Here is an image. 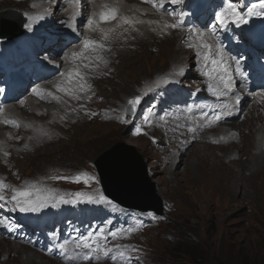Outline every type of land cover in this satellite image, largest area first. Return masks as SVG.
<instances>
[{
	"label": "bare ground",
	"instance_id": "6f19581e",
	"mask_svg": "<svg viewBox=\"0 0 264 264\" xmlns=\"http://www.w3.org/2000/svg\"><path fill=\"white\" fill-rule=\"evenodd\" d=\"M63 4L66 8L65 10L60 7ZM69 4V0H19L18 2V5L29 14L32 20L31 23L27 21L25 32L18 41H23L25 45L33 49L36 48V43H40V49L43 50L55 45L52 51L55 50L56 53L50 51L46 53V58L55 60L56 64L52 67L44 65L40 72L36 70L40 76L47 79V83L42 88L43 92L39 96V103L35 104L33 96H31V99L26 102V109H22L21 113H17L13 117L19 126L15 125L13 133L7 135L6 150L0 149V181L10 186L5 189L10 197L12 188L37 185L43 189L54 190L55 194L63 195L66 198L67 194L63 191L49 188L46 182L52 180L51 177L77 176L83 173L81 169L85 166L62 168L50 165V168L46 171L39 169L31 174H22L19 171L18 159H27L31 155L37 157L36 154L43 147L46 146L43 149L45 150L50 146H56L57 144L59 146V143H65L73 139L78 130L92 124L88 118V106L91 110L90 117H95L102 124H117L122 127L121 131L124 133L129 128L134 127L132 129L135 133L128 132L129 135H127L131 141L143 140V135H154L157 143L152 142L154 155L147 153L150 159L152 157L155 158V161L150 160L153 162V166L150 167L153 172L161 171L167 179L178 180L179 168H184L185 174L192 173L197 169L202 174L208 173L212 175L210 179L212 183H208L209 186L213 184L216 191L222 190L215 186L220 183L234 194H241L240 199L243 201L245 190L243 186L248 182V179L264 175V102L258 105L250 104V98L246 96L240 104L226 106V103L231 100V95L226 91L219 78L220 69L212 65L213 68L208 62L202 65L197 53L179 47L177 49L181 53L186 54L187 59L181 58L180 61L175 59L171 48H167L171 39L170 36L155 30L149 20L147 22L144 20V23L139 26L140 23L138 22L132 24L124 23L123 18H121L110 27L99 26V28L113 29L108 34V39L105 40L104 33L100 32L99 29L94 32L88 27L87 12H84L75 21L72 12L68 10ZM51 7L54 15H58L57 11L60 12L54 24L51 25L52 28L49 29L56 37L51 38L43 34L37 36L40 27L36 26V22L33 19L45 16L46 10L49 11ZM127 9L131 11V7H127ZM146 13L147 8L143 7L135 21H142ZM211 13H213V10H211ZM239 34L245 35L246 33L242 32ZM84 39L95 40L98 43H102L104 47L97 48L96 51L91 49L85 51L84 57L88 59L82 57L74 60L71 54L83 50ZM69 41H75V46L69 55L63 56L62 51L66 49ZM161 43L165 44L163 59L165 63L167 62L161 68H154L148 73L141 74L140 78L136 79L139 81L133 80L129 76H127L129 79H126L123 76L124 72L123 75H119L117 66L121 61L130 65L131 63L129 62L132 61V58L137 57L139 54L140 56L153 54L154 50L160 54L162 52ZM19 53L22 54L21 58L29 57L26 52ZM227 53V50H223L222 55L226 61L225 66L228 67L230 65V68H234V62L228 60ZM97 56H100L101 59L97 60ZM16 59H18L17 56ZM104 61H107V63L105 64ZM84 64H89L90 66L85 68ZM32 67L37 68L38 65L33 62ZM77 67L84 75L87 84L90 85V88L86 87L83 92L78 90L75 92V95H78L80 99H76L56 87L57 84L65 87L67 84L65 86L63 84L68 81V72ZM62 73L64 74L63 76L61 75ZM127 73L133 74L134 72ZM164 74L171 75L173 78L177 75L192 76L196 74L198 76L197 85L187 87L188 92L181 95L178 94L177 89L185 84L174 78L178 82L176 81L173 84L172 80L170 81L174 88V95H171L172 98H169L168 95L158 97L157 94L167 82L148 91L153 87V81L150 80V77L160 75L155 80L166 79ZM229 79L230 75L227 72L224 75V80L228 81ZM78 80L79 78L74 76L71 82L72 86H67L75 88ZM194 87H201L203 93L191 95ZM122 88L123 90L121 91ZM210 89L219 90L220 93L218 95L209 93ZM239 90L241 91L242 89L239 88ZM38 92L39 90L36 91V93ZM49 93L52 95H49ZM137 95L143 96V100L136 112L132 115L124 114L123 110L127 107L126 105L130 98ZM53 96H59L61 99L56 100ZM185 99L186 101H183ZM90 100L92 103H90ZM36 106H39L40 112L36 110ZM224 111H229L230 113L225 115ZM134 115L139 117V124H135L132 119ZM146 115L149 116L148 121L144 119ZM217 115L220 116L219 120L215 119ZM241 117L249 118L245 122L247 123L245 127L239 123H232V120ZM59 120H61L60 123ZM127 120L132 122L129 126L118 123ZM240 127L244 129L241 131L240 136L236 138V131H240ZM138 128L141 130L139 133L136 131ZM111 133L114 134L113 129L104 131L105 138H108ZM7 150L8 152H6ZM9 154H12V157H9ZM192 159L195 160L191 161ZM157 168L161 170H157ZM97 173L101 181V174L100 172ZM162 178L165 181L164 183L169 181L164 177ZM203 178H207V176ZM219 178L220 180H218ZM241 178L245 179V182ZM159 186L161 191L169 190L164 185L160 184ZM165 198L170 204L171 212L174 213L176 202L172 198ZM81 203H65L63 207L68 210L70 215L76 214V211L86 212V215H88L90 210L98 215L97 218L103 219L102 216H105L104 220L110 213L116 215L125 214V211L120 207L112 209L107 204L85 202V205H81ZM145 223L142 221V224L139 225L146 226ZM41 224L39 222L38 225ZM129 229H131L130 232ZM115 232H117L116 238L109 235L107 240L101 243H106L109 248L114 245L123 246L120 251L125 253L124 257H121L119 252H113L111 255L115 256V259L106 258L102 254L97 258L94 252L78 249L76 244L79 239L68 234L60 240L58 248L52 252H43L39 248L31 250L25 245L14 243L13 245L10 239L4 236L0 237V245H2L0 248V264H121L122 261L134 260L132 252L131 255L127 254V250L131 249L133 251L137 247L132 240L133 238L131 239L130 237L132 234H138L139 236L142 231L131 227ZM6 248L8 257L4 253ZM21 252L24 253L23 255L26 254V257L30 255L33 258L28 259L27 257L25 261L22 256L21 259L23 261L21 262L14 259L20 257L19 253ZM85 252L91 259H84ZM125 257L130 259H125ZM37 258L41 260L38 261L36 260Z\"/></svg>",
	"mask_w": 264,
	"mask_h": 264
},
{
	"label": "rangeland",
	"instance_id": "374dc122",
	"mask_svg": "<svg viewBox=\"0 0 264 264\" xmlns=\"http://www.w3.org/2000/svg\"><path fill=\"white\" fill-rule=\"evenodd\" d=\"M18 2L19 0H0V12L20 11L26 15L27 18L29 17L28 22L31 23L32 20L29 14L18 5ZM60 7L64 10L66 9L64 4ZM51 10L52 7L49 11L46 10L47 13L45 16L41 18L35 17L33 19L37 27L43 24L42 27L44 28H52L51 25L54 24L60 12L57 11L58 15H54ZM40 31L45 32L44 29H40ZM39 35L40 33L38 31L37 36ZM36 40L38 41V39ZM169 41L167 48H171L174 58L179 59V61L181 58L187 59V55L181 53L177 49L178 38H171ZM14 42L15 43L10 39H5L3 44L0 43V65L5 64V60L10 66L15 65L16 63L12 61L14 52L16 50L26 49L23 44L24 42L21 43L22 41L18 40ZM5 44L6 47L3 46ZM54 46L55 45H51L45 49L46 53L52 51ZM160 47H162V52L160 54L155 52V50L153 54H147L145 56H140L139 54L137 57L132 58V61L129 62L131 63L130 65L127 63L124 64L121 61L117 66L119 75H123L124 72L123 76L126 79L131 77L133 80H136L140 78L141 74L148 73L151 69L161 68L167 62L165 63L163 59L165 44L161 43ZM18 51L15 52V56L18 57L17 60L19 61L24 58H21L22 54ZM52 52L56 53L55 50ZM1 70L3 69L1 68ZM127 72L134 73L128 74ZM168 74H164L166 79L155 80L159 78L160 75L150 77V80L153 81V87L151 89L153 90L171 80L172 83L175 84L177 81L176 79L180 80L183 84L190 83L193 86L197 85V80L193 81L191 75H177L174 77L176 79H174ZM157 81H160V83L157 84ZM65 84L71 86L72 83L66 82ZM67 85L65 87H67ZM169 87L168 85L165 86L158 96L169 93ZM122 90L123 88L121 91ZM183 92H186V89ZM134 97L135 96L130 99ZM90 103H92L91 100ZM230 104L231 102L228 103V105ZM96 105L98 106L97 102ZM87 110L89 112L88 118L91 120L92 124L78 130L73 139L68 142H61L59 146L58 144L56 146H50L45 150L43 149L46 146L43 147V149H41L42 151L40 150L37 154L35 153L37 157L31 155L27 159H18L20 166L19 171L22 174H31L39 169L46 171L50 168V165L62 168H79L85 166L81 170L89 176H94V181H88L86 178H82L79 183H76L72 179H56L55 181L52 179L46 183L49 188L63 191L67 194L65 199L73 198L72 194L75 192L98 195L103 193V191L99 181V174L95 166L96 161L105 151L113 148L119 143H124L129 148L126 149L125 156L138 158V154H140L147 164L148 178L155 185L157 196L162 200V203H165V215L159 216L152 211L139 212L130 210L112 200V208L116 206L121 207L126 213L123 215L110 213L105 220L107 221L112 218L114 222L112 220L106 222L103 220L105 216H102L103 219H99L97 218L98 215L90 210L88 211L89 214L86 215L88 219L84 218L86 212H83V214L77 211L76 214L70 215L73 219L70 218V216L66 218L65 210L62 209L65 203H59L58 200H50L48 206L43 208V211L41 210L35 213L12 211L11 209L13 206L7 203L0 210V220H4V224L0 225V237L7 236L12 244L25 245L31 250L39 248L43 252H52L58 248L60 240L67 234L80 240L89 232L99 229H104L105 235L109 236V233L113 231L135 227L142 231L139 236L138 234H132L130 237L131 239L133 238L132 240L137 246L135 249L138 255L133 254L134 260L122 261L121 264H264V175L248 179V182L243 186V189L246 190H244L243 201L240 199L241 194H234L220 183L215 186L222 190L216 191L214 185L211 184L209 186L208 183H212L210 180L212 175L208 173L202 174L201 171L197 169L192 173L185 174L184 168H179V179L169 180L161 171H157L161 169L157 168V172H153L150 168L153 166L152 161H155V158H149V154L154 155L152 142L157 144L153 134L143 135V140L131 141L127 135H129V133H135L132 129L134 127L131 129L129 128L128 131L124 133L121 131L122 127L117 124H102V122L98 121L95 117H90L91 110L88 106ZM123 113H126V107ZM132 119L135 124H139V117L134 115ZM248 119L249 118L241 117L232 120V123H239L245 127L247 125L245 122ZM60 122L61 120H59V123ZM118 123L120 125L129 126L132 122L127 120ZM12 125L13 124H8L7 127H12ZM109 129H113L114 134L111 133L108 138H105L104 131H108ZM243 129L244 128L240 127V131H236V138L240 136ZM9 157H12V154H9ZM193 160L195 159L191 161ZM204 176H207V178H203ZM162 177L169 181L164 183L165 181ZM218 180H220V178ZM243 181L245 182V179ZM160 184L164 185L169 190L161 191ZM175 190L177 191L175 192ZM4 195L6 199H8V196L10 198L7 192H5ZM165 197L172 198L176 202V210L174 213L171 212L169 207L170 204ZM85 204V202L81 203V205ZM51 214L52 217H49ZM163 216L164 218L160 220ZM74 219H79V221ZM39 220L48 221L51 225L49 228L40 231L44 225L43 223L38 225ZM142 221H144V223L147 222L145 223L146 226L139 225L142 224ZM112 222L113 224L111 225ZM61 232V237L59 239L57 238L55 241L57 245L52 243ZM93 238V240H95L96 236H93ZM1 247L2 245H0V248ZM7 248L4 250V253H6L8 257V252H6ZM131 252V249L127 250L128 255H131ZM19 254L20 257L14 259L20 262L24 259L26 261L27 257L28 259L33 258L30 255L26 257V254L23 255L24 253L22 252ZM192 254H195L194 257H192V260L195 258V263L190 260V255ZM22 256L24 257L23 260L21 259ZM36 260L39 261L41 259L37 258Z\"/></svg>",
	"mask_w": 264,
	"mask_h": 264
},
{
	"label": "snow or ice",
	"instance_id": "6c2138e0",
	"mask_svg": "<svg viewBox=\"0 0 264 264\" xmlns=\"http://www.w3.org/2000/svg\"><path fill=\"white\" fill-rule=\"evenodd\" d=\"M146 2L152 3L153 7L158 8L159 10L166 11L165 5L167 3L172 4H182L183 0H146ZM260 7L262 9L261 15H264V0H259ZM107 7V6H105ZM255 8V5L248 8V11L245 13L239 6H238V0H224V6L221 8V10L216 14V20L218 21V24L220 26L225 25L226 20H230L232 23L236 24H246L248 23L247 17L252 15L253 10ZM118 9L117 8H110L107 11H101L99 13V20L95 19H89L87 21L88 27L92 31H97L99 29L100 32L104 33V39H108V34L113 31V29H104L99 28V23L104 21H110L117 18ZM96 14L94 13L93 16ZM170 15L175 16L176 13L173 11L170 13ZM189 15L187 12H181L180 13V19L179 24H166L165 27H171L176 28L178 26L183 25L184 19ZM124 23L132 24L134 21L130 20L127 17L123 18ZM138 23H144V21H135ZM149 23H152L149 21ZM215 25L213 26V30H215ZM127 31V29H125ZM191 31V29H190ZM197 35H203V33H197ZM192 45H190L191 47ZM104 45L102 43H98L95 40L90 39H84L83 40V50L80 52H73L72 58L75 59H88L87 57H84V52L91 49L92 51H96L97 48H103ZM213 46L209 45L207 43L203 44V48L206 50H210ZM212 57L210 60V65L216 66L220 69L219 78L221 82L223 83L225 88L230 87V81L224 80V75L227 74L228 67L225 66L226 61L223 58L222 55V49L217 47L216 52L212 53L210 51H206L204 58L206 60L209 59V57ZM220 56V59L217 60L215 57ZM97 60H100L101 57L97 56ZM106 64L107 61H104ZM89 64H84V67H89ZM230 66V65H229ZM98 67V65H97ZM237 70H239V62L237 61ZM64 75L63 73L61 74ZM68 76V83L72 82L73 77H78L79 80L75 84V88L72 87H63L61 84H57L56 87L63 92H66L67 94L73 96L76 99H80L78 95H75V92L78 90L80 92L85 91L86 87L90 88V85L87 84L84 75L79 71V68H73L70 70L67 74ZM160 81H157V84H159ZM152 89H149L148 91H151ZM37 95H40L38 92ZM49 95H52L49 93ZM147 95V93H145ZM54 99L60 100L61 98L59 96H53ZM239 97L236 98V102L239 103ZM143 100V96L137 95L134 98L130 99L128 101V105L130 106V110H135L141 101ZM75 110V109H73ZM191 110V109H189ZM94 114V113H93ZM145 121H148L149 116L144 117ZM216 120L220 119V116L217 115L215 117ZM5 123L13 124L16 126L18 125V122L15 120H7ZM137 133H139L141 130L138 128ZM194 131V129H193ZM7 155V153H5ZM52 179H72L74 182L79 183L82 178H86L88 181H94V176H89L87 173H80L76 177H51ZM10 186L4 184L2 181H0V207H4L7 203H12L14 206L11 209L12 211H19L22 213H35L41 211L44 207L48 206V201L51 200H58L59 203H69V204H78L81 202H87V203H99V204H107L112 205L113 201L109 199L107 196L103 195V193H100L98 195H90L85 192H75L72 194L71 199H65L63 195H57L54 193V190L49 189H43L38 187L37 185H32L29 187L24 188H12L11 192L12 195L10 199H6L4 195L5 189L9 188ZM4 224V220H0V225ZM6 226V225H5ZM131 229H129V232ZM113 238L117 237V232L113 231L109 233ZM93 236H96V239L93 240ZM107 236L104 234V229H99L97 231L89 232L87 235L83 236L79 242L76 244V247L78 249L87 250L90 252H94L96 257L99 258V256L102 254L106 258H112L115 259V256H112L111 254L113 252H119L121 257L125 256V253L123 251H120L121 245H114L112 248L107 247L106 243H101L102 241H106ZM63 247V245H61ZM136 251V249H133ZM84 259H91V257L87 254V252L84 253ZM125 259H130L129 257H125Z\"/></svg>",
	"mask_w": 264,
	"mask_h": 264
},
{
	"label": "water",
	"instance_id": "95a60500",
	"mask_svg": "<svg viewBox=\"0 0 264 264\" xmlns=\"http://www.w3.org/2000/svg\"><path fill=\"white\" fill-rule=\"evenodd\" d=\"M26 18L21 14L0 13V37L15 38L23 34ZM126 144L119 143L105 151L96 161L106 194L128 209L154 210L162 213V201L149 180L143 157L125 156Z\"/></svg>",
	"mask_w": 264,
	"mask_h": 264
},
{
	"label": "trees",
	"instance_id": "16d2710c",
	"mask_svg": "<svg viewBox=\"0 0 264 264\" xmlns=\"http://www.w3.org/2000/svg\"><path fill=\"white\" fill-rule=\"evenodd\" d=\"M195 254L190 255V260H192V257H194ZM195 259V258H194ZM192 260L193 263H195V260ZM178 264V263H177Z\"/></svg>",
	"mask_w": 264,
	"mask_h": 264
}]
</instances>
